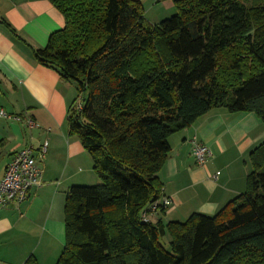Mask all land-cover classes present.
Instances as JSON below:
<instances>
[{
    "label": "trees",
    "instance_id": "16d2710c",
    "mask_svg": "<svg viewBox=\"0 0 264 264\" xmlns=\"http://www.w3.org/2000/svg\"><path fill=\"white\" fill-rule=\"evenodd\" d=\"M48 1L64 27L32 53L75 85L68 131L99 180L66 191L55 264H264V141L244 192L214 215L147 218L171 135L213 109L264 125V0H172L155 25L135 0Z\"/></svg>",
    "mask_w": 264,
    "mask_h": 264
},
{
    "label": "crops",
    "instance_id": "0c3cea01",
    "mask_svg": "<svg viewBox=\"0 0 264 264\" xmlns=\"http://www.w3.org/2000/svg\"><path fill=\"white\" fill-rule=\"evenodd\" d=\"M135 1L151 25L174 14L172 0ZM63 27L62 15L48 0H0V110L6 114L0 116V180L14 153L28 146L36 153L46 143L39 186L22 203L0 210V264H24L30 256L37 264H55L64 245L65 193L84 183L92 165L68 131L75 85L40 65L32 53ZM27 120L35 126L28 127ZM263 141L264 125L253 113L224 109L210 110L171 135L169 154L157 176L162 195L172 204L148 212L147 218L166 223L183 222L193 213L214 215L244 192L249 154ZM194 142L210 151L203 166L191 154Z\"/></svg>",
    "mask_w": 264,
    "mask_h": 264
},
{
    "label": "built area",
    "instance_id": "2783aa9c",
    "mask_svg": "<svg viewBox=\"0 0 264 264\" xmlns=\"http://www.w3.org/2000/svg\"><path fill=\"white\" fill-rule=\"evenodd\" d=\"M75 104L76 109L81 108L79 99ZM0 116L6 117V114L0 110ZM27 125L28 127L35 126L32 120H27ZM45 147L46 143L35 153V150L28 146L12 155L0 180V210L12 203H22L29 191L39 186L42 174L40 162L44 157ZM191 154L198 166L205 165L210 157L209 149L204 144L196 142L192 145ZM218 174V172L215 173L213 178L216 179ZM162 192L163 189H161V195ZM161 195L148 207L147 214L156 211L158 207L164 209L172 204L170 198ZM142 217L146 219L145 214Z\"/></svg>",
    "mask_w": 264,
    "mask_h": 264
},
{
    "label": "rangeland",
    "instance_id": "374dc122",
    "mask_svg": "<svg viewBox=\"0 0 264 264\" xmlns=\"http://www.w3.org/2000/svg\"><path fill=\"white\" fill-rule=\"evenodd\" d=\"M87 155H88V153H87ZM88 157H90V156H88ZM91 163H92V160H91ZM90 166L91 167H87V171H86L87 173H85V175H84L86 177L84 183H82L81 185H72V186H87V187H90V186H96V185L99 184L98 183L99 180L97 179V176L95 175V173L92 170V165H90ZM84 168L85 167H82L81 170L82 171L85 170ZM161 244L163 245V247L168 248V237L167 236L162 238Z\"/></svg>",
    "mask_w": 264,
    "mask_h": 264
}]
</instances>
